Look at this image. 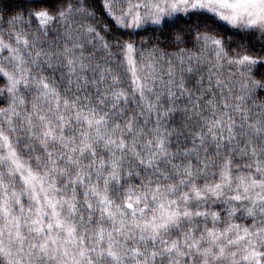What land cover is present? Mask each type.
<instances>
[{"label": "snow or ice", "instance_id": "snow-or-ice-1", "mask_svg": "<svg viewBox=\"0 0 264 264\" xmlns=\"http://www.w3.org/2000/svg\"><path fill=\"white\" fill-rule=\"evenodd\" d=\"M0 264H264V0H0Z\"/></svg>", "mask_w": 264, "mask_h": 264}, {"label": "trees", "instance_id": "trees-1", "mask_svg": "<svg viewBox=\"0 0 264 264\" xmlns=\"http://www.w3.org/2000/svg\"><path fill=\"white\" fill-rule=\"evenodd\" d=\"M182 122H183V121H182V117H181V115H180L179 113H177L176 116H175V120L173 121V125H174L175 127H179V125H180Z\"/></svg>", "mask_w": 264, "mask_h": 264}]
</instances>
